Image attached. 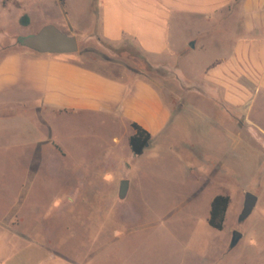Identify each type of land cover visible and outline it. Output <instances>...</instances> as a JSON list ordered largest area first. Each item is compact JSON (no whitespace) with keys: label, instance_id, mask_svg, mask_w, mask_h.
I'll use <instances>...</instances> for the list:
<instances>
[{"label":"rangeland","instance_id":"374dc122","mask_svg":"<svg viewBox=\"0 0 264 264\" xmlns=\"http://www.w3.org/2000/svg\"><path fill=\"white\" fill-rule=\"evenodd\" d=\"M4 3L11 7L12 0ZM28 8V23L15 10L0 21V61L21 48L30 53L19 39L55 25L79 41L77 53L57 59L152 80L171 118L169 128L136 156L125 121L42 117L32 108L5 107L10 96L3 94L0 219L21 220L33 238L83 264H264V92L251 110L260 127L228 110L231 122L201 87L200 47L179 59L171 44L165 57L151 61L131 40H105L102 0H45L41 7L29 0ZM125 179L130 190L121 199ZM247 192L259 201L240 223ZM217 195L231 198L222 231L208 222ZM235 231L243 237L231 248Z\"/></svg>","mask_w":264,"mask_h":264},{"label":"crops","instance_id":"0c3cea01","mask_svg":"<svg viewBox=\"0 0 264 264\" xmlns=\"http://www.w3.org/2000/svg\"><path fill=\"white\" fill-rule=\"evenodd\" d=\"M4 1L1 22L14 10L30 22L29 0H12L11 7ZM32 1L39 7L45 4ZM102 12L105 40L116 44L131 40L151 61V56L165 57L171 44L179 59L193 56L200 47L204 52L200 82L207 87L209 102L223 107L227 117L228 110H234L246 117V124L260 127L251 110L264 92V0H102ZM29 52L21 48L0 61V96H10L3 101L5 107L32 108L42 117L84 115L103 116L115 124L125 121L132 130L129 141L136 133L133 123L149 131L152 141L169 128L171 113L152 80L110 76L75 60L57 59L56 54ZM162 61L155 60V66ZM186 74L194 87L192 74L189 70ZM114 139L120 142L117 136ZM0 264L83 263L33 238L21 220L14 223L3 217Z\"/></svg>","mask_w":264,"mask_h":264},{"label":"water","instance_id":"95a60500","mask_svg":"<svg viewBox=\"0 0 264 264\" xmlns=\"http://www.w3.org/2000/svg\"><path fill=\"white\" fill-rule=\"evenodd\" d=\"M19 43L28 49L41 54H74L79 51V41L75 35L67 34L55 25H47L34 35L19 39ZM149 147V145H148ZM130 190V181H121L119 196L126 199ZM259 197L251 192L245 196L244 209L239 217V222H245L254 212ZM243 237V233L235 231L231 248H235Z\"/></svg>","mask_w":264,"mask_h":264},{"label":"trees","instance_id":"16d2710c","mask_svg":"<svg viewBox=\"0 0 264 264\" xmlns=\"http://www.w3.org/2000/svg\"><path fill=\"white\" fill-rule=\"evenodd\" d=\"M22 21L28 23L29 19L25 16ZM136 133L130 137V148L136 156H142L148 145L152 142V134L138 123L132 124ZM231 204V198L227 195H217L211 203L209 225L219 231L224 229L226 215Z\"/></svg>","mask_w":264,"mask_h":264}]
</instances>
